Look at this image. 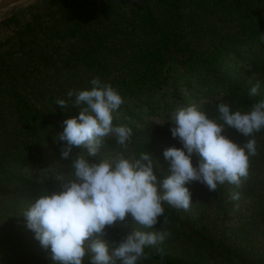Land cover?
<instances>
[{
  "label": "trees",
  "instance_id": "obj_1",
  "mask_svg": "<svg viewBox=\"0 0 264 264\" xmlns=\"http://www.w3.org/2000/svg\"><path fill=\"white\" fill-rule=\"evenodd\" d=\"M261 33L264 0H21L1 11L0 264H53L24 210L45 192L62 190L58 177L72 178L71 158L87 156L86 148L74 146L62 159L66 142L57 136L79 108L70 102L62 109L58 99L90 90L95 77L111 84L124 101L113 126L133 133L124 154L153 155L159 191L170 174L164 149L182 147L171 135L178 108L194 105L219 122L220 103L246 112L264 100L259 89L249 95L264 83ZM225 134L241 146L256 140L247 180L217 191L189 183L188 211L165 202L160 223L140 229L170 235L146 247L150 259L139 264H264V129L252 137L235 129ZM120 151L109 135L87 158L95 162ZM234 191L237 201L229 199ZM133 228L139 226L130 220L117 223L108 238Z\"/></svg>",
  "mask_w": 264,
  "mask_h": 264
},
{
  "label": "clouds",
  "instance_id": "obj_2",
  "mask_svg": "<svg viewBox=\"0 0 264 264\" xmlns=\"http://www.w3.org/2000/svg\"><path fill=\"white\" fill-rule=\"evenodd\" d=\"M259 38L264 42V33ZM90 83V90H70L68 100L56 101L62 109L79 108L78 116L62 122L63 131L57 136L66 142L62 159L69 158L74 146L86 148L87 156L83 153L71 158L72 178L58 177L62 190L45 192L24 210L27 227L42 247H50L53 264H84L85 257L88 264H139L150 259L146 247H154L170 235L140 229H152L160 223L165 202L188 211L192 204L189 183L198 181L209 191H217L218 185L226 182L240 188L247 180L249 158L258 154L256 140L248 139L241 146L225 130L235 129L244 137H252L264 129V100L246 112L231 111L220 103L219 122L194 105L178 108L170 118L171 135L182 147L164 149L170 174L159 181L158 191L153 155L126 156L132 129L113 126V113L123 104L122 96L99 77ZM259 87L257 82L249 95L256 96ZM109 135L115 137L121 151L90 162L87 157L96 156ZM193 155L198 157L195 166ZM229 199L239 200L240 193L232 192ZM129 220L139 228L119 239L108 238V229Z\"/></svg>",
  "mask_w": 264,
  "mask_h": 264
},
{
  "label": "water",
  "instance_id": "obj_3",
  "mask_svg": "<svg viewBox=\"0 0 264 264\" xmlns=\"http://www.w3.org/2000/svg\"><path fill=\"white\" fill-rule=\"evenodd\" d=\"M17 1H20V0H0V9L7 5L13 4Z\"/></svg>",
  "mask_w": 264,
  "mask_h": 264
},
{
  "label": "rangeland",
  "instance_id": "obj_4",
  "mask_svg": "<svg viewBox=\"0 0 264 264\" xmlns=\"http://www.w3.org/2000/svg\"><path fill=\"white\" fill-rule=\"evenodd\" d=\"M21 1V0H20ZM18 2V1H17ZM16 3V2H15ZM14 4V3H13ZM10 5H12V4H10ZM10 5H7V6H5V7H3V8H1L0 9V12L1 11H3L5 8H7L8 6H10ZM259 85H260V87H259V91H261V92H264V83H259Z\"/></svg>",
  "mask_w": 264,
  "mask_h": 264
}]
</instances>
